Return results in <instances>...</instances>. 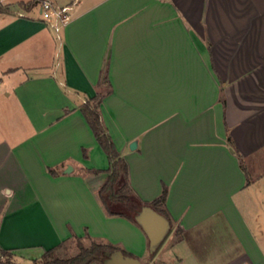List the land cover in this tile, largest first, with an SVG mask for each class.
Wrapping results in <instances>:
<instances>
[{
  "label": "crops",
  "instance_id": "obj_1",
  "mask_svg": "<svg viewBox=\"0 0 264 264\" xmlns=\"http://www.w3.org/2000/svg\"><path fill=\"white\" fill-rule=\"evenodd\" d=\"M53 1L73 6L61 40L40 0H0V261L77 237L147 258L98 197L100 98L135 193L167 189L173 264H264V0Z\"/></svg>",
  "mask_w": 264,
  "mask_h": 264
},
{
  "label": "trees",
  "instance_id": "obj_2",
  "mask_svg": "<svg viewBox=\"0 0 264 264\" xmlns=\"http://www.w3.org/2000/svg\"><path fill=\"white\" fill-rule=\"evenodd\" d=\"M100 103V98L92 102L88 101L83 105L82 110L110 161V166L106 170L107 175L98 192L102 207L109 216H121L134 222H136L134 213L143 204H149L168 216L165 207L166 188L161 196L151 203H145L135 193L130 183L128 162L121 156L108 133L101 117ZM52 173H55V171L52 170ZM76 241L79 243V252L74 256L56 257L54 256L55 252L50 250L40 260H36L34 264H105V260L108 258L107 252L120 249L115 245L95 240H91L87 246L83 242L82 237H77ZM124 252L127 253L126 251ZM2 253L4 256L10 257L7 250L3 249ZM1 263L11 264V261H2Z\"/></svg>",
  "mask_w": 264,
  "mask_h": 264
},
{
  "label": "water",
  "instance_id": "obj_3",
  "mask_svg": "<svg viewBox=\"0 0 264 264\" xmlns=\"http://www.w3.org/2000/svg\"><path fill=\"white\" fill-rule=\"evenodd\" d=\"M131 149L137 147V141L130 145ZM72 171V167H68ZM136 223L148 237L150 253H155L171 231V220L163 213L149 204L141 205L134 213ZM105 264H144L140 258L125 254L121 249L107 252Z\"/></svg>",
  "mask_w": 264,
  "mask_h": 264
},
{
  "label": "built area",
  "instance_id": "obj_4",
  "mask_svg": "<svg viewBox=\"0 0 264 264\" xmlns=\"http://www.w3.org/2000/svg\"><path fill=\"white\" fill-rule=\"evenodd\" d=\"M42 16L56 33L59 40L62 38L65 27L71 21L72 5H59L53 0H40ZM0 264L1 261H0Z\"/></svg>",
  "mask_w": 264,
  "mask_h": 264
},
{
  "label": "rangeland",
  "instance_id": "obj_5",
  "mask_svg": "<svg viewBox=\"0 0 264 264\" xmlns=\"http://www.w3.org/2000/svg\"><path fill=\"white\" fill-rule=\"evenodd\" d=\"M123 208V207H122ZM172 234L171 232L167 235V237L165 238V240L163 241V243L160 245V247L157 249V251L155 253H148L147 254V258H144V264H173V260L171 257H174L173 253L170 252L166 247L167 244L169 243L170 239H172ZM90 243V241H86V245L88 246ZM62 252V254H61ZM79 252V243L77 241H72L70 244H68V247L65 248L63 251H59L58 253H60L59 255H64L66 253L67 254H73V253H78ZM58 253L54 256L56 257H60L58 255ZM21 264H34L33 259H28V257L24 258V259H19ZM170 261V262H166V261ZM4 261H11L12 263V258L11 257H5ZM101 264V263H99ZM175 264V263H174Z\"/></svg>",
  "mask_w": 264,
  "mask_h": 264
}]
</instances>
